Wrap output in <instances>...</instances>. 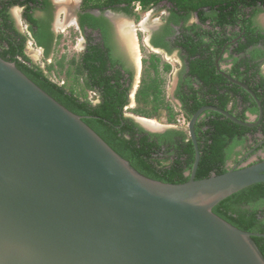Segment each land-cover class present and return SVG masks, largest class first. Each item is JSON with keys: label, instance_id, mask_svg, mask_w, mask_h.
<instances>
[{"label": "water", "instance_id": "water-1", "mask_svg": "<svg viewBox=\"0 0 264 264\" xmlns=\"http://www.w3.org/2000/svg\"><path fill=\"white\" fill-rule=\"evenodd\" d=\"M232 80L230 76L227 75ZM260 107L261 101L246 84ZM137 171L79 115L14 61L0 56V264H264L253 236L213 211L227 196L264 182V159L196 179ZM135 119L152 132L139 117Z\"/></svg>", "mask_w": 264, "mask_h": 264}, {"label": "flooded vegetation", "instance_id": "flooded-vegetation-1", "mask_svg": "<svg viewBox=\"0 0 264 264\" xmlns=\"http://www.w3.org/2000/svg\"><path fill=\"white\" fill-rule=\"evenodd\" d=\"M118 18L121 21L127 19L135 32L141 55L140 67L135 52L122 41L116 22ZM71 28L78 33L80 63L90 58L100 68L104 66L100 69L105 70L103 75L121 76L122 89L128 95V102L123 108L127 117L131 116L126 114L125 109L132 100L137 102L136 94L142 77L147 73L154 75L151 66L154 57H158L161 63L170 59L179 62L177 86L171 98L188 122L201 107L213 105L223 108L221 98L217 95L212 99L205 94L207 88H203L202 83L190 73V64L198 57L213 62L216 74L225 79L226 86L233 88L229 93L230 100L223 109L237 118L243 114L244 119H238L248 123L241 124L247 128L246 131L231 139L226 146L229 157L225 168L228 170L264 159V105L254 90L259 87L258 92L264 93V0H0V51L3 46L13 44L22 47L28 55L30 44L42 50V56L48 59L61 34ZM144 49L149 52L148 55L143 53ZM192 50H196L198 55L192 56ZM165 63L169 62L162 65ZM172 70L173 67L168 73ZM161 72L162 75L165 73ZM136 77L141 79L133 92ZM233 79L255 92L262 104L261 118L256 98ZM180 85L187 98L197 90L199 99L204 101L192 114L186 108L193 104V100L188 99L187 104L180 100ZM222 86L220 82L217 84L220 94L225 92ZM90 91V103H100V90L92 88ZM213 111L204 110L196 124L208 121ZM131 118L146 131L152 132L135 117ZM160 126L157 122L155 128ZM169 130L172 129L155 133Z\"/></svg>", "mask_w": 264, "mask_h": 264}, {"label": "trees", "instance_id": "trees-1", "mask_svg": "<svg viewBox=\"0 0 264 264\" xmlns=\"http://www.w3.org/2000/svg\"><path fill=\"white\" fill-rule=\"evenodd\" d=\"M190 54L198 55L196 50L190 51ZM0 56L16 62L18 68L60 103L73 112L83 115L84 121L140 173L171 183H181L189 179L190 175L186 172L191 171L195 160L192 140L188 139V134L184 130L172 129L166 133L148 132L133 118L124 116L123 108L128 102V95L126 90L122 89L123 83L119 74L103 75L105 70L100 69H104V66L100 68L90 58L80 63V72H84L85 85L89 89L96 88L101 92L100 103L93 105L88 99L76 94L73 88H67L53 80L41 66L32 61L22 47L13 44L8 47L3 46ZM212 63L198 57L191 62L190 73L202 83L203 88H207L205 94H209L212 99L217 98L218 95L221 98V107L226 108L230 100L229 93L233 88L224 84L225 79L216 74ZM151 66L154 75L147 73L142 77L136 100L143 105H151L154 112H158L159 109L167 110L168 119L174 120L176 111L166 100L165 77L161 72L162 70L169 72L172 65L170 63L162 65L158 57H154ZM219 82L223 84L225 90L223 94L219 93L217 87ZM258 88L255 87L254 90L264 105V93H259ZM198 93L194 90L187 98L180 85L178 91L180 100L185 104L188 103V99L193 100L189 108H186L187 105L183 107L191 114L204 103L199 99ZM139 111L147 117L151 116V113L145 109ZM244 117L243 114L238 116L240 119ZM246 129L216 111L211 112L208 121L196 124L201 151L196 179L226 172L225 162L229 157L226 146L231 139L243 134ZM213 211L240 229L264 233V182L253 184L227 196L214 206ZM252 239L264 257V236H253Z\"/></svg>", "mask_w": 264, "mask_h": 264}, {"label": "rangeland", "instance_id": "rangeland-1", "mask_svg": "<svg viewBox=\"0 0 264 264\" xmlns=\"http://www.w3.org/2000/svg\"><path fill=\"white\" fill-rule=\"evenodd\" d=\"M72 30L73 29L71 28L69 29V31H66L65 33L61 34V36L59 37V41L57 42L48 59H45L42 56V50H40L35 45L31 46L29 44V47L27 48V53L32 57L33 61L37 65L41 66L53 80L62 85H65L67 88H73L76 94H78L82 98H86L89 100L91 98V91L85 85L84 72H80L81 67L78 57L81 52L79 50V47L77 46L78 33ZM143 53L146 55L149 54V52H147V50L145 49L143 50ZM164 62L171 63L173 67V70L170 73L165 72L163 73V76L165 77L164 87L166 92V100L174 107V110L176 111L175 119L169 120L168 112L165 109H159L158 112H154L151 109V105H143L141 103L136 102L135 100H132V102L129 104V107L125 109V112L128 116L131 117H146L154 119L161 125L165 126L164 129L178 128L184 130L188 134V127L184 124L177 123V118L182 119L184 115L182 111L178 110V107L175 105L176 103L174 99L171 98L172 84L178 79L176 71L180 67L179 62L173 59H170L169 61L163 60L162 63ZM139 79H141V77H136L133 92L137 90V87L139 85ZM139 109H145L146 111L151 113V116H145L141 113V111H139Z\"/></svg>", "mask_w": 264, "mask_h": 264}, {"label": "bare ground", "instance_id": "bare-ground-1", "mask_svg": "<svg viewBox=\"0 0 264 264\" xmlns=\"http://www.w3.org/2000/svg\"><path fill=\"white\" fill-rule=\"evenodd\" d=\"M145 17H146V14H145ZM114 20H115V18H114ZM126 20L121 21L118 18V19H116V22H117V25L119 27L120 33H121L122 41L126 45H128L135 52L136 60H137L138 66L140 67V65H141V55L139 53L138 42H137V39H136V35H135V32H133V30L130 28V26H129L130 24L128 23L129 21H126ZM60 26L65 28V26L62 25L61 23H60ZM140 119L142 120V122L147 127H149V128H155L156 127V123H157L156 120H153L151 118H146V117H144V118L142 117Z\"/></svg>", "mask_w": 264, "mask_h": 264}, {"label": "built area", "instance_id": "built-area-1", "mask_svg": "<svg viewBox=\"0 0 264 264\" xmlns=\"http://www.w3.org/2000/svg\"><path fill=\"white\" fill-rule=\"evenodd\" d=\"M91 93H92V92H91ZM89 100H92V96H91V98H90ZM177 123H178V124H184V125L187 126V127H188V125H189V122L187 121V119H186L184 116L182 117V119L177 118Z\"/></svg>", "mask_w": 264, "mask_h": 264}, {"label": "crops", "instance_id": "crops-1", "mask_svg": "<svg viewBox=\"0 0 264 264\" xmlns=\"http://www.w3.org/2000/svg\"><path fill=\"white\" fill-rule=\"evenodd\" d=\"M178 80V79H177ZM177 80L172 84V92L174 91V89L176 88L177 86Z\"/></svg>", "mask_w": 264, "mask_h": 264}]
</instances>
